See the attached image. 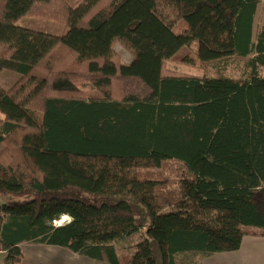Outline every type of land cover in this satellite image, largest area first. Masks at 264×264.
<instances>
[{"label": "trees", "instance_id": "trees-1", "mask_svg": "<svg viewBox=\"0 0 264 264\" xmlns=\"http://www.w3.org/2000/svg\"><path fill=\"white\" fill-rule=\"evenodd\" d=\"M260 2L0 0V72L19 74L0 86V264L19 263L23 242L121 264L125 240L127 264H201L264 230ZM26 16L62 34L18 25ZM193 41L199 60L238 56L244 72L172 68ZM165 162L177 176L167 211L163 182L142 172Z\"/></svg>", "mask_w": 264, "mask_h": 264}, {"label": "rangeland", "instance_id": "rangeland-1", "mask_svg": "<svg viewBox=\"0 0 264 264\" xmlns=\"http://www.w3.org/2000/svg\"><path fill=\"white\" fill-rule=\"evenodd\" d=\"M166 10L162 12V15L166 17L165 14ZM18 25L31 28L34 30L42 31L45 33H50L54 35H60L63 31V23L41 17V16H26L22 17L18 22ZM260 24H264V0L257 6L255 19H254V30ZM183 22H179L176 27L175 31L178 32L183 28ZM197 41H193L188 46H182L178 52L173 56L172 60L170 61V66L178 71L198 74L201 75L203 73L215 75L220 73L227 74L233 77H239L244 72L245 68V59L238 57V56H231L221 60H212L208 62H204L199 60L197 57ZM114 50L119 54L121 60L125 63H128L132 59V55L120 44H114ZM19 77V74L12 70H2L0 72V86L2 88H8L11 86L15 80ZM142 172L144 175L158 179L163 182V185L160 187L159 194L160 200L163 203L164 210H169L171 208V201L175 198V190H176V177L174 165L171 163L165 162L162 166L156 167L154 164H148L145 168H142ZM258 199V194L256 195V201ZM65 218V219H64ZM64 222H66L67 217H63ZM63 222V223H64ZM247 231L250 232L248 236H256L260 239L264 238V235L261 233L264 230L256 227H248ZM253 235H252V234ZM263 237V238H262ZM255 238V237H254ZM134 240V239H133ZM132 240V241H133ZM129 243L125 240L124 242H117L116 248L120 258L121 264H127L128 257L131 254V250L124 247L127 246ZM2 252V251H0ZM2 254H0L1 258ZM197 261L198 257L194 258ZM1 260V259H0Z\"/></svg>", "mask_w": 264, "mask_h": 264}, {"label": "crops", "instance_id": "crops-1", "mask_svg": "<svg viewBox=\"0 0 264 264\" xmlns=\"http://www.w3.org/2000/svg\"><path fill=\"white\" fill-rule=\"evenodd\" d=\"M20 246L23 257L17 264H107L60 246L33 242H23ZM0 254L2 260L3 253ZM201 264H264V238L245 235L237 250L211 254Z\"/></svg>", "mask_w": 264, "mask_h": 264}, {"label": "bare ground", "instance_id": "bare-ground-1", "mask_svg": "<svg viewBox=\"0 0 264 264\" xmlns=\"http://www.w3.org/2000/svg\"><path fill=\"white\" fill-rule=\"evenodd\" d=\"M64 219H59V220L55 221V223L60 225V224H62L64 222Z\"/></svg>", "mask_w": 264, "mask_h": 264}, {"label": "built area", "instance_id": "built-area-1", "mask_svg": "<svg viewBox=\"0 0 264 264\" xmlns=\"http://www.w3.org/2000/svg\"><path fill=\"white\" fill-rule=\"evenodd\" d=\"M1 250V249H0Z\"/></svg>", "mask_w": 264, "mask_h": 264}]
</instances>
